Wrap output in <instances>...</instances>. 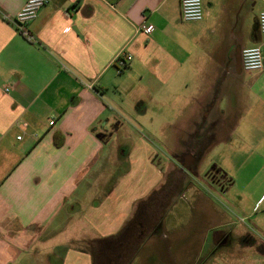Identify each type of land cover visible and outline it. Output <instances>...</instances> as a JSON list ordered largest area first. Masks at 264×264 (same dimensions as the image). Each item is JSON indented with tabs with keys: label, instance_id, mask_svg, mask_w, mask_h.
I'll return each mask as SVG.
<instances>
[{
	"label": "crops",
	"instance_id": "obj_1",
	"mask_svg": "<svg viewBox=\"0 0 264 264\" xmlns=\"http://www.w3.org/2000/svg\"><path fill=\"white\" fill-rule=\"evenodd\" d=\"M26 1L0 0V264H93L79 241L118 233L139 200L177 171L191 178L210 149L217 172L202 181L220 205L201 247L211 239L229 264H264V69L236 60L248 0H202L198 21L182 20L180 0H49L28 25L33 39L12 22ZM258 17L252 45L264 54ZM121 49L133 55L126 75ZM129 98L138 132L183 137L184 152L166 171L139 135V177L113 180L112 137L129 134L119 112ZM197 139L200 162L185 148Z\"/></svg>",
	"mask_w": 264,
	"mask_h": 264
},
{
	"label": "rangeland",
	"instance_id": "obj_2",
	"mask_svg": "<svg viewBox=\"0 0 264 264\" xmlns=\"http://www.w3.org/2000/svg\"><path fill=\"white\" fill-rule=\"evenodd\" d=\"M264 10V0H248L246 5L243 7L242 13L240 14V22L237 33H241V39L238 42L244 46H251L254 44V39L252 38V30L254 27L255 16L259 15ZM193 23L183 22V29L192 30ZM256 38L260 40V44L264 42V34L256 32ZM122 75H126L123 73ZM129 103H126L125 111L119 110L120 114L123 116L128 128V135H116L112 139L116 140V145L118 147H112L111 156L112 161L119 163L118 168L111 167L108 175L112 176L115 180L119 176H126L128 181H134L139 177L141 168H143L142 160L139 158V154L131 156L132 149H139L136 147V141L139 139V135L143 141L148 142L151 145L152 158L159 163L168 171V160L172 155L175 154L182 155V147L179 146L178 139L183 137H171L167 135H150L147 131H137L134 127L137 124L136 119H139L138 114L134 112L131 99ZM126 100V101H127ZM141 107L149 108L148 113L145 117H149V112L151 111L150 105H141ZM144 121H147L144 120ZM149 122V121H148ZM193 142V141H192ZM191 142V143H192ZM200 145V141L192 143L190 146L196 147ZM191 148L192 152L195 150ZM187 148V147H185ZM212 148V147H211ZM194 150V151H193ZM187 151V150H186ZM197 156V161H201L200 155ZM215 152L210 149L204 159L198 164L199 167L192 168L191 178H186L177 172L173 175H180L182 182L185 183L183 189L171 190L174 197L169 201L170 195L165 191L160 195L159 206L154 207L156 211L160 210L161 207H166L164 210L163 220L160 223L157 230H147L140 235V246L138 249H130L132 258L129 264H229L232 256H230V251L227 253L222 251L218 252L213 242H208L207 247L202 248V239L208 236H213L215 230H211L215 223L216 218H214L213 207H218L220 204L217 202V192L216 186L212 183H206L204 185L203 181L208 182L207 177H213L216 175V170L213 168L217 165L214 160ZM150 174L152 171L150 170ZM180 180V179H179ZM178 180V181H179ZM203 180V181H202ZM187 189L186 186L190 184ZM195 189L198 191L199 195L205 197L204 204L200 200L196 199L194 195ZM170 193V194H171ZM150 194V193H149ZM148 194V195H149ZM158 198L159 195L157 194ZM167 204L168 207H167ZM225 206L226 203L224 204ZM222 205L223 207H225ZM159 207V208H158ZM160 214V212H159ZM140 215V214H139ZM209 229V230H208ZM142 230V228H141ZM153 231V232H152ZM71 234V233H69ZM83 237L87 233L79 232L77 233ZM91 234L92 233H88ZM66 235H62L65 239ZM85 238V237H83ZM232 240L233 238L230 237ZM82 240V239H80ZM232 242V241H231ZM91 243L93 241L84 239L79 241V247L81 255L83 253H90ZM96 254H98L96 252Z\"/></svg>",
	"mask_w": 264,
	"mask_h": 264
},
{
	"label": "trees",
	"instance_id": "obj_3",
	"mask_svg": "<svg viewBox=\"0 0 264 264\" xmlns=\"http://www.w3.org/2000/svg\"><path fill=\"white\" fill-rule=\"evenodd\" d=\"M169 177L166 178L158 188L153 189L146 198L137 202L136 212L118 233L93 240V243H91L93 264L130 263L133 254L130 249H136V247L138 249V246L141 244L139 240L141 237L140 222L147 219L150 221L153 220L157 224L161 223L166 207L163 206V208L161 207L158 211L154 210V207L159 206L160 194L167 190L166 192L171 196L169 201H171L174 197L171 190L174 187L175 189L177 187L178 189H183L185 186V183H183L180 178L181 176L170 175ZM157 194L159 195V198ZM168 205L169 204H167V207ZM96 252L98 254H96Z\"/></svg>",
	"mask_w": 264,
	"mask_h": 264
},
{
	"label": "built area",
	"instance_id": "obj_4",
	"mask_svg": "<svg viewBox=\"0 0 264 264\" xmlns=\"http://www.w3.org/2000/svg\"><path fill=\"white\" fill-rule=\"evenodd\" d=\"M49 0H27L20 11L12 19L13 24L18 31L24 36L33 39V34L29 29V23L34 20L39 13V10L46 5ZM181 18L183 21H198L202 20L205 16L204 6L202 0H180ZM140 30L149 34L153 32L154 25L143 23ZM258 30L264 34V10L258 17ZM133 59V55L126 49H121L116 57V68L119 73L125 72L130 62ZM241 65L245 71H262L264 69V54L261 45L245 46L241 49ZM63 67H66L64 64ZM85 86L90 89H95L93 82H84ZM5 91H9L7 86ZM51 123H53L51 121ZM27 126V122L23 123ZM23 135H18L17 138L21 139Z\"/></svg>",
	"mask_w": 264,
	"mask_h": 264
},
{
	"label": "flooded vegetation",
	"instance_id": "obj_5",
	"mask_svg": "<svg viewBox=\"0 0 264 264\" xmlns=\"http://www.w3.org/2000/svg\"><path fill=\"white\" fill-rule=\"evenodd\" d=\"M195 141H199L198 139L197 140H195ZM196 143V142H195ZM198 146V145H197ZM200 146V145H199ZM196 147V150L194 149L195 147H193V149L195 150V152H192L191 151V148L192 147H187L188 149H187V152H192L195 156L196 155H200L201 154V151H202V149L204 148V147ZM193 150V151H194ZM184 159V158H183ZM180 176V175H179ZM216 176V175H215ZM215 178V177H214ZM213 178V179H214ZM159 225H160V223H155L153 220L152 221H150V220H145L144 219V221H141L140 222V224H139V226H140V228H142V230H141V234L143 233V232H147V230H153L154 232L157 230V228L159 227ZM152 231V232H153ZM225 238V237H224ZM232 239L229 237V239H228V244H231L232 242ZM221 243V242H220ZM220 243H219V245H220ZM219 245H218V247H219ZM217 248V247H216ZM217 250H218V248H217Z\"/></svg>",
	"mask_w": 264,
	"mask_h": 264
},
{
	"label": "water",
	"instance_id": "obj_6",
	"mask_svg": "<svg viewBox=\"0 0 264 264\" xmlns=\"http://www.w3.org/2000/svg\"><path fill=\"white\" fill-rule=\"evenodd\" d=\"M255 31L259 32L258 27L255 28ZM241 49H242L241 46L237 47L236 49V60H237V63H240V65H241Z\"/></svg>",
	"mask_w": 264,
	"mask_h": 264
}]
</instances>
